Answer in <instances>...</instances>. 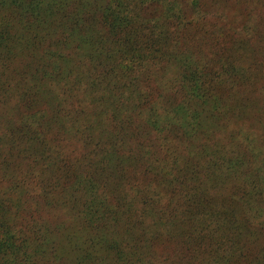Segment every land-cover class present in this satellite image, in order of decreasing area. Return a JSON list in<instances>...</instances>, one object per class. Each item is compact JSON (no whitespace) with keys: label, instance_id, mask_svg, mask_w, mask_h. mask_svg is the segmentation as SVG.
I'll return each mask as SVG.
<instances>
[{"label":"trees","instance_id":"1","mask_svg":"<svg viewBox=\"0 0 264 264\" xmlns=\"http://www.w3.org/2000/svg\"><path fill=\"white\" fill-rule=\"evenodd\" d=\"M0 264H264V0H0Z\"/></svg>","mask_w":264,"mask_h":264}]
</instances>
